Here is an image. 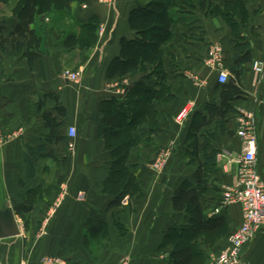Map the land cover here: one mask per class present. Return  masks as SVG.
Listing matches in <instances>:
<instances>
[{
	"label": "crops",
	"instance_id": "crops-1",
	"mask_svg": "<svg viewBox=\"0 0 264 264\" xmlns=\"http://www.w3.org/2000/svg\"><path fill=\"white\" fill-rule=\"evenodd\" d=\"M20 1L0 0L1 36L7 42L0 43V215L12 211L20 231L13 238L0 237V262L42 264L48 258L55 264H171L173 247L164 246L165 236L173 226L190 223L187 215L174 210L173 196L186 180L197 187L198 163L190 165L188 155L196 145L208 157L215 156L212 178L220 191H208L203 207L208 218L226 222L228 230L215 251L227 248L242 223L241 207L213 212L222 190L236 181L242 152L237 132L244 112L257 121L256 168L264 182V104L256 103L264 94V74L253 68L257 61L264 67V0H184L176 13L174 41L164 49L174 97L156 103L154 120L139 123L140 143L131 149L127 166L141 190L126 195L118 206L111 204L117 193L105 191L113 157L100 136L101 103L122 100L142 77L107 76L121 54V39L134 37L129 16L139 0H117L112 6L108 0H84L72 3L68 11L39 16L32 29L40 47L25 44L19 50L14 44L19 20L13 10ZM229 10L237 26L228 21ZM93 16L106 27L104 39L91 49L66 48L65 39L79 34ZM238 36L246 40L252 57L240 78L245 96L233 103L224 132L216 120H209L194 136V120L209 116L207 104L220 108L223 103L218 72L207 71L209 54L214 46L221 48V66L232 78ZM29 52L38 55L30 59ZM66 71L78 74L79 82L63 77ZM190 102L195 105L191 116L177 124L176 117ZM70 128L77 130L75 138ZM164 153L165 169L155 170ZM200 160L206 162L203 154ZM23 205L31 207L26 218L17 213ZM245 260L264 264V227Z\"/></svg>",
	"mask_w": 264,
	"mask_h": 264
},
{
	"label": "trees",
	"instance_id": "trees-1",
	"mask_svg": "<svg viewBox=\"0 0 264 264\" xmlns=\"http://www.w3.org/2000/svg\"><path fill=\"white\" fill-rule=\"evenodd\" d=\"M83 1L21 0L13 10L19 20L14 34L16 49L20 50L25 44L29 49L40 47L41 39L32 29L37 17L68 11L71 9L72 3H82ZM183 3H185L184 0H139L129 16V26L134 32V37L121 39V54L111 62L108 68L109 79L142 76L128 88L122 100L108 98L101 103L103 117L100 123V136L107 140L108 150L113 157L111 175L106 182L105 191L117 193L114 202L111 203L113 206L121 205L126 195L141 190L135 174L127 166L131 149L140 143L139 123L148 118L154 120L157 115L156 103L174 97L172 86L168 83L169 74L164 69V49L172 45L174 41L173 27L176 23V13L181 10ZM227 13L228 21L237 26L238 24L232 20L233 13L230 10ZM99 27V18L93 16L81 26L79 34H71L65 39V47L68 49L94 47L97 44ZM1 32L2 28L0 27V43L2 45L7 42L1 36ZM237 39L236 45L239 49L236 60L237 67L232 71V78L230 77L224 85L222 106L219 108L214 103L207 104L206 109L209 116L199 115V120L198 118L194 120L191 128L194 136H197V133L208 125L209 120H216L223 131L226 115L235 110L233 103L245 96L239 86L240 78L248 71L252 57L248 51L246 40L240 36ZM35 55L38 53L29 52L28 54L30 59ZM145 115L150 116L145 118ZM45 117L49 121L48 125L53 129L50 118L48 115ZM204 150L196 145L194 150L188 154L191 160L189 161L190 165L198 163L194 174L197 187L186 180L175 190L173 196L174 210L187 215L190 223L187 226H173L165 236L164 246L172 245L173 247L170 253L171 264H209L212 251L207 248L203 240L205 235H215L218 232L225 234L228 230L223 219L208 218L203 207V201L208 191L213 190V193L220 191L216 184L217 181L212 178V174L216 171L215 156L208 157ZM201 154L206 159L204 163L200 160ZM220 201L221 198L220 200L218 198L217 203L214 204L215 207L219 206ZM17 213L22 218H26L31 213V207L19 206ZM187 235L189 237L186 240L183 239ZM197 245L199 247L195 251L194 247ZM220 251H216L215 254Z\"/></svg>",
	"mask_w": 264,
	"mask_h": 264
},
{
	"label": "built area",
	"instance_id": "built-area-1",
	"mask_svg": "<svg viewBox=\"0 0 264 264\" xmlns=\"http://www.w3.org/2000/svg\"><path fill=\"white\" fill-rule=\"evenodd\" d=\"M222 50L214 46L209 54L207 64L218 72V84L225 85L229 81V73L221 66ZM254 70L264 74L262 62H254ZM63 77L73 83L79 82V75L66 71ZM257 104H264V94L256 98ZM195 105L188 103L176 117L175 122L183 125L191 116ZM240 128L237 136L242 140V152L237 159L238 173L233 185L222 190V198L213 214H220L231 206H240L242 210V223L240 227L229 237V245L218 254L212 255L209 264H247L245 260L248 247L258 236L264 227V182L256 168L258 131L257 121L253 114L244 112L239 120ZM69 135L75 138L77 130L70 128ZM168 154L164 153L153 165L155 170H163L166 167ZM54 260H47L45 264H55ZM123 264H127L124 262Z\"/></svg>",
	"mask_w": 264,
	"mask_h": 264
},
{
	"label": "rangeland",
	"instance_id": "rangeland-1",
	"mask_svg": "<svg viewBox=\"0 0 264 264\" xmlns=\"http://www.w3.org/2000/svg\"><path fill=\"white\" fill-rule=\"evenodd\" d=\"M117 0H108V4H109V6H112L115 2H116ZM98 40L100 39V38H102V39H104V37H105V35H106V27L104 26H101V24H100V27H99V29H98ZM97 40V41H98ZM97 45V44H96ZM95 45V46H96ZM94 46V47H95ZM91 48H93V47H91ZM91 48H88V49H91ZM208 72H210L211 71V68H209V70H207ZM174 88V87H173ZM179 88L182 90L183 89V83L181 84V86L179 85ZM185 107V106H184ZM184 107H182V109L184 108ZM189 119V118H188ZM187 119V120H188ZM186 120V121H187ZM185 121V122H186ZM225 234H222L221 232H218V233H216L215 235H205V238L203 239L204 241H205V244H206V246H207V248L210 250V251H212V253H211V255H215V253H216V251H215V249H216V246L219 244V242H221V239H222V237L224 236ZM185 238H183V239H187V237H189V235H187V236H184ZM198 245L196 246V247H194V249H195V251L198 249ZM215 248V249H214ZM217 250V249H216ZM211 257V256H210ZM47 260H50V259H43L42 260V264H45L46 263V261ZM25 263H27L26 261H25ZM197 263H199L198 261H197ZM0 264H4L3 262H0ZM120 264H123V262H121Z\"/></svg>",
	"mask_w": 264,
	"mask_h": 264
},
{
	"label": "water",
	"instance_id": "water-1",
	"mask_svg": "<svg viewBox=\"0 0 264 264\" xmlns=\"http://www.w3.org/2000/svg\"><path fill=\"white\" fill-rule=\"evenodd\" d=\"M19 234L20 231L12 211L3 212L0 215V237L7 239L16 237Z\"/></svg>",
	"mask_w": 264,
	"mask_h": 264
}]
</instances>
